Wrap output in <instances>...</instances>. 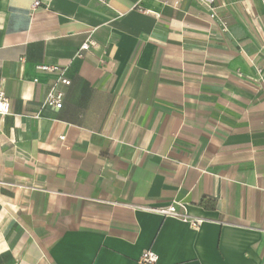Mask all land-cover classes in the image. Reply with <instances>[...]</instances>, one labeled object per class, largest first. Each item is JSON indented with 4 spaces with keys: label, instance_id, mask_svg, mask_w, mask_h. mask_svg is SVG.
Returning a JSON list of instances; mask_svg holds the SVG:
<instances>
[{
    "label": "crops",
    "instance_id": "1",
    "mask_svg": "<svg viewBox=\"0 0 264 264\" xmlns=\"http://www.w3.org/2000/svg\"><path fill=\"white\" fill-rule=\"evenodd\" d=\"M263 81L260 0H0V264H264Z\"/></svg>",
    "mask_w": 264,
    "mask_h": 264
},
{
    "label": "built area",
    "instance_id": "2",
    "mask_svg": "<svg viewBox=\"0 0 264 264\" xmlns=\"http://www.w3.org/2000/svg\"><path fill=\"white\" fill-rule=\"evenodd\" d=\"M205 6L210 9H213V4L215 0H199ZM264 7V0H260ZM39 1H34L33 7L38 6ZM95 41L92 38L84 41L80 49L77 53L78 56H81V52L85 50H89L91 47L95 46ZM37 70L57 73L58 78L50 87L47 97L45 100V104L52 106L54 108L61 107L62 104V96L63 94L56 89L58 83L69 84V80L64 77L65 68L59 67L57 65H48V64H38L36 65ZM264 85V81L262 82ZM10 114V101L7 95L3 90H0V120ZM141 209L148 210L150 212L158 213L165 217H173L179 219L185 223H189L193 227H198L202 223V219L191 216L187 213L185 206L179 201H171L169 203L159 205V206H144L140 207ZM157 259L156 254L151 250H145L141 253L139 258L140 264H155Z\"/></svg>",
    "mask_w": 264,
    "mask_h": 264
}]
</instances>
